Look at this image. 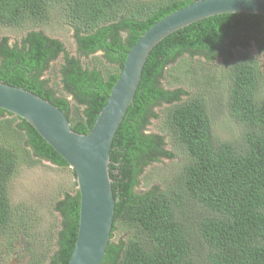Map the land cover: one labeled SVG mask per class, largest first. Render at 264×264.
Masks as SVG:
<instances>
[{"label":"trees","instance_id":"1","mask_svg":"<svg viewBox=\"0 0 264 264\" xmlns=\"http://www.w3.org/2000/svg\"><path fill=\"white\" fill-rule=\"evenodd\" d=\"M193 1L0 0V26L29 29L13 46L8 37L0 38V83L50 102L64 113L71 130L87 134L130 48L154 23ZM53 12L73 31L78 55L101 52L103 62L83 67L63 43L34 30L47 24ZM252 48L264 55V16L235 13L179 29L151 50L109 153L116 202L102 264H264V65L252 56ZM186 55L201 58L203 64L221 59L229 65L220 78L217 72L206 77L200 66L194 75L184 70L192 76L185 83L220 85L215 91L226 98L215 110L203 92L162 86L165 68ZM59 57L56 89L44 74ZM162 105L159 132L146 133L157 118L153 109ZM216 112L233 121L237 138L215 136L211 118ZM0 119V264L16 246L27 255L19 264H67L78 228L75 173L25 121L3 110ZM172 150L182 152L183 163L165 187L136 193L145 167L173 159ZM40 160L70 168L73 176L66 190L59 187L63 196L53 206L59 223L50 232L54 250L49 254L31 247L34 218L12 208L7 193L19 163L33 166ZM118 226L127 236L115 243ZM20 233L24 240H19Z\"/></svg>","mask_w":264,"mask_h":264},{"label":"water","instance_id":"2","mask_svg":"<svg viewBox=\"0 0 264 264\" xmlns=\"http://www.w3.org/2000/svg\"><path fill=\"white\" fill-rule=\"evenodd\" d=\"M235 13L264 16V0H195L154 23L128 51L120 75L87 134L71 130L67 117L50 102L0 83V110L29 124L75 173L78 228L67 264L103 262L116 202L109 176V153L151 50L179 29L208 17Z\"/></svg>","mask_w":264,"mask_h":264},{"label":"rangeland","instance_id":"3","mask_svg":"<svg viewBox=\"0 0 264 264\" xmlns=\"http://www.w3.org/2000/svg\"><path fill=\"white\" fill-rule=\"evenodd\" d=\"M139 1L143 3L148 0ZM34 30L42 31L46 36L63 43L69 56L78 59L83 67H91L94 64L96 66L99 62H103L101 52H96L87 57L78 55L79 53L77 52L73 31L65 22L56 17L54 12L50 15L47 24L35 27ZM28 31L29 29L27 28L0 26V38L8 37V44L13 46V44H19L21 38H23ZM251 53L252 56L257 59L260 67H263L264 55H257L254 48L251 49ZM61 63L62 59L59 57L56 61L50 63L49 69L44 74L45 78L51 79V86L56 89H60V78L57 75V72ZM198 66L206 70L208 75L203 76L208 78H210V76L216 77L214 75L215 72L218 73L216 78H220L222 77L221 75H225L229 69V65H224L221 59H217L209 64H203L201 58L194 57L189 59L186 55L182 59H177L174 64L168 65L165 68L161 84L166 89H173L181 85L184 92L187 94L203 92L206 96L209 108L215 110L226 98V95L219 97L218 92L215 91V88H220V85L213 88L214 85L202 87V85L185 83L192 77L190 75L195 74ZM184 70H187L190 75L186 74ZM224 78L226 77H223V79ZM174 83L185 84H178L175 86ZM58 94L64 95L62 92ZM66 97L70 103H72L71 98L69 96ZM164 108H166V105L153 109L157 118L150 121L146 133L159 132L163 122ZM1 120L2 119H0V121ZM211 122L213 132L219 140L223 138L234 139L239 136V133L236 130L237 127L235 128L233 121L230 118H227L222 112L214 113ZM167 149L171 150L169 147H167ZM172 152L175 155L173 159H161L160 162L145 167L139 179L140 185L135 188L136 193L146 192L153 186L165 187L168 176L170 174L173 176L177 167L183 163L182 152L180 150H172ZM32 158L36 160L35 157L32 156ZM72 178L73 176L70 168H58L48 161L40 160L39 164H33V166L25 162H20L16 173L8 184L7 193L12 208H14L19 214H25L26 216L30 215L34 218L30 222L33 229H30L29 231L32 232L34 236L30 240L32 243L31 247L37 252L44 250L46 251V254L47 252L49 254V251L51 252L54 250V237L52 239L50 238V232L54 229V226L59 223V217L54 211L53 206L54 203L57 200H60L63 196L59 187L62 186L64 189L66 186H71ZM17 230L21 231V228L17 227ZM126 236V232L118 226L112 241L117 243L118 240H125ZM22 239L24 240V237L23 234L20 233L19 240ZM25 240H27V238H25ZM13 254V260H21L23 263L26 262L27 255L23 250L19 249V246H16V251ZM11 256L6 257L3 263L8 264Z\"/></svg>","mask_w":264,"mask_h":264},{"label":"flooded vegetation","instance_id":"4","mask_svg":"<svg viewBox=\"0 0 264 264\" xmlns=\"http://www.w3.org/2000/svg\"><path fill=\"white\" fill-rule=\"evenodd\" d=\"M14 259V254L10 257V261H9V263L8 264H19V263H23L21 260L20 261H16V260H13Z\"/></svg>","mask_w":264,"mask_h":264}]
</instances>
